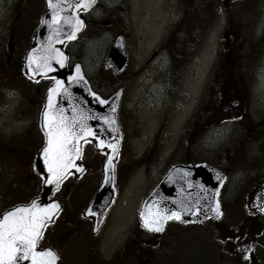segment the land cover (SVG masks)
Segmentation results:
<instances>
[{
	"label": "flooded vegetation",
	"instance_id": "af4514ba",
	"mask_svg": "<svg viewBox=\"0 0 264 264\" xmlns=\"http://www.w3.org/2000/svg\"><path fill=\"white\" fill-rule=\"evenodd\" d=\"M200 31L170 30L153 50L151 64L163 83L162 100L168 102L176 92L174 86L183 83L185 68L199 62L205 37ZM23 66L24 60L15 55L12 43L0 50V219L16 207L29 205L44 190L40 153L47 141L42 124L47 87L43 81H30ZM218 67L215 62L211 72ZM237 69L228 67L209 77L198 106L170 133L179 135L165 163H161L164 156L159 139L179 118L169 121L167 116L150 144L139 151L137 142L143 134L132 125V101L126 99L129 89L124 85L119 110L123 140L115 163L117 195L104 224L94 233L95 220L85 215L103 182L107 156L98 152L101 157H83L84 174L69 175L53 194L61 211L44 229L37 248L53 250L56 264H264V77L251 78V86V79L239 76ZM211 129L217 136L207 142ZM225 143L228 145L223 146ZM123 159L126 162L121 166ZM147 159L154 163L152 190L174 165L206 163L222 172V219L171 221L163 231L150 232L143 229L138 212L134 224L116 231V207L126 186L139 178L138 168H149ZM14 165L22 167L16 166L13 173ZM23 166H33L36 176L32 172L29 180L23 181ZM35 179L39 194L26 201L24 196L29 195ZM85 183L90 184L89 193L80 199L86 203L76 205L74 192ZM17 194L21 196L15 199ZM12 241L6 238L0 242V264H20L15 260L18 252H14L18 245Z\"/></svg>",
	"mask_w": 264,
	"mask_h": 264
},
{
	"label": "water",
	"instance_id": "95a60500",
	"mask_svg": "<svg viewBox=\"0 0 264 264\" xmlns=\"http://www.w3.org/2000/svg\"><path fill=\"white\" fill-rule=\"evenodd\" d=\"M239 2L242 0H233ZM97 0H46L47 11L35 33L33 46L25 58V73L32 80L56 78L47 90L42 114L47 136L41 152L42 171L45 174L44 193L30 205L20 206L6 213L0 220V242L11 238L18 252L20 264H56L50 250L38 251L37 242L45 226L53 222L60 211L51 196L69 175H81L83 144L91 141L98 151L107 153L103 186L88 208L86 215L96 221V232L102 225L115 197L114 162L122 133L118 111L123 88L109 98L94 92L85 77L81 64L67 73L68 56L63 50L75 41L85 28L81 13L90 11ZM129 51L125 37L114 40L106 66L115 75L127 67ZM225 176L207 164L173 167L157 189L145 199L140 213L144 228L162 231L169 221H202L222 218L220 190ZM29 248L26 252L25 248Z\"/></svg>",
	"mask_w": 264,
	"mask_h": 264
},
{
	"label": "rangeland",
	"instance_id": "374dc122",
	"mask_svg": "<svg viewBox=\"0 0 264 264\" xmlns=\"http://www.w3.org/2000/svg\"><path fill=\"white\" fill-rule=\"evenodd\" d=\"M118 2V3H117ZM100 11L94 12L93 18H99L105 12V7L113 8L120 4L119 0H102ZM107 4V5H106ZM222 0H130L128 3L127 19L129 23V44L132 52L128 72L123 78L131 77L128 83L129 90L126 92V99L131 100L129 104L133 111V126L138 131L141 130L143 138L138 140L139 151H144L147 144L153 139V135L164 124L167 116L169 121L179 118L178 122L170 124L166 128L164 136L159 139L162 143L161 163H165L169 151L174 149L178 141L179 133L170 136V133L177 130L179 125L185 122L187 114L199 104V100L205 91L209 77H215V71L211 72L213 64H219L222 52L226 45L233 48L238 46V64L242 67V74L250 79L264 77V0H244L238 4L227 5ZM197 16L199 10L202 15L198 17L201 22V31L205 37L201 46L199 62L194 66L189 65L184 70L183 83L175 85V94L170 96L168 102L162 100V85L159 78H156L155 69L151 64V55L158 46L163 36L175 28L182 30H194L197 28L192 19L188 16ZM44 11L43 0H0V50L7 49L12 43L16 56L23 58L30 48L33 36L40 22L41 14ZM210 15V19L208 20ZM108 27L97 28L93 25V30H89L78 44L71 45L70 49L75 53L81 51V58L85 60V69L90 74L103 75L102 66L108 50L115 38V28L111 24L105 23ZM127 27V26H126ZM95 29V30H94ZM128 29V28H127ZM197 33V31H196ZM229 33V35H227ZM249 47L246 55L245 48ZM219 51V57L217 56ZM194 66V67H193ZM113 80L109 75H103L102 85L97 88L103 92H108V82ZM106 80V81H105ZM108 83V84H107ZM162 83V85H161ZM253 86V79L250 81ZM108 85V86H107ZM170 123V122H169ZM230 128H227L229 130ZM211 129L206 134V140L214 141L215 135ZM225 143L223 146H227ZM209 149V146H206ZM217 150V149H216ZM101 157L92 146L85 147L84 157ZM181 156V154H177ZM126 161L121 163V166ZM153 160L148 164L146 171H141L139 178L126 186L116 210L114 220L116 231L134 224L137 220L139 207L147 193L149 192L155 172L152 170ZM161 165V164H160ZM22 167L21 165H16ZM11 172L14 173L15 167ZM159 166V165H158ZM23 166V181L30 178V173L36 171ZM38 182L35 179L30 185V193L24 196L26 201L38 196ZM90 185V184H89ZM87 183L81 185L73 196L74 203L85 204L80 198L85 197L89 192ZM15 195V199L20 197ZM233 195H230L232 197ZM242 215L245 213L241 212ZM241 214H231L237 218ZM118 236L121 237L119 234ZM117 237V236H115ZM224 252V250H222Z\"/></svg>",
	"mask_w": 264,
	"mask_h": 264
},
{
	"label": "trees",
	"instance_id": "16d2710c",
	"mask_svg": "<svg viewBox=\"0 0 264 264\" xmlns=\"http://www.w3.org/2000/svg\"><path fill=\"white\" fill-rule=\"evenodd\" d=\"M119 3L120 4H116L114 6V8H113V6L111 8L105 7V10H104L105 12L103 13V15L101 17L90 18L89 21H87V27H86L85 32L73 44H78L82 40V38L84 37V34L87 31L93 30V25H94V27H96L95 29L104 28V27H108V25L105 24L108 22L111 24V26H113L115 28V31H114L115 36H116V34H118V32H121L120 34H124V35L129 37L130 36L129 23H128V19H127V13H128L127 6L129 3V0H119ZM98 7H99V5L97 6V9H98ZM198 17H197V21H198ZM195 24L197 25V22H195ZM73 44H71V45H73ZM71 45H68L66 47V50L69 53L71 61L72 62H80V63L84 64L85 60L80 57L81 56V51H80L81 49L78 51V53H75L73 50L70 49ZM237 47L240 50L239 45L238 46L233 45V48H231V49L229 48L228 44L226 45L225 51L222 52V54L220 56V59H219L220 61H219V65H218L219 69H217V71L222 73V71H224V69H228V67H230V68L231 67H237L238 68L237 69L238 75L246 78L248 76H244V74H242V72H241L242 67H243L241 65V61H240V64H238V62H237L238 60H240V59H238V53H240V51H241V50L238 51ZM248 50H249V47L247 46V48H245V51H246L245 57L248 55L247 54ZM101 70L103 71V75H109V78L113 79V80L109 79V81H108V82H113V84H109V86L107 85L109 88L107 90L108 92H103L102 90L97 88L98 86L102 85L101 81H102L103 75H101L100 73L97 76L92 74L93 77H91L87 71H86V74H87V77L89 78L93 88L95 90H97L103 97H107L109 94H111L117 88V86H119V85L122 86V84H124V83H123V81H121V82L119 81L120 84L116 86L115 82H117V80L120 77L114 76L111 70L106 69L105 61H103V66H102Z\"/></svg>",
	"mask_w": 264,
	"mask_h": 264
}]
</instances>
